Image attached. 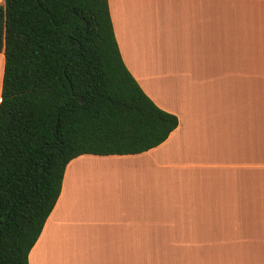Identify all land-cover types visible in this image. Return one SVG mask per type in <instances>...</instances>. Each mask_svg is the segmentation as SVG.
Here are the masks:
<instances>
[{
  "label": "crops",
  "instance_id": "0c3cea01",
  "mask_svg": "<svg viewBox=\"0 0 264 264\" xmlns=\"http://www.w3.org/2000/svg\"><path fill=\"white\" fill-rule=\"evenodd\" d=\"M108 6L125 66L178 125L141 153L72 158L28 264H264V0ZM3 70L0 52V96Z\"/></svg>",
  "mask_w": 264,
  "mask_h": 264
},
{
  "label": "trees",
  "instance_id": "16d2710c",
  "mask_svg": "<svg viewBox=\"0 0 264 264\" xmlns=\"http://www.w3.org/2000/svg\"><path fill=\"white\" fill-rule=\"evenodd\" d=\"M0 52V264H28L72 158L144 152L178 119L125 66L108 0H4Z\"/></svg>",
  "mask_w": 264,
  "mask_h": 264
}]
</instances>
